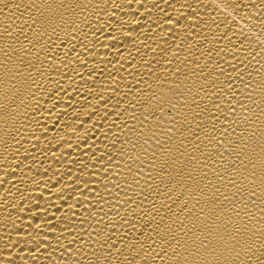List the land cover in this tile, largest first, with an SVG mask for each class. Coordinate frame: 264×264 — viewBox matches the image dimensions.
I'll list each match as a JSON object with an SVG mask.
<instances>
[{
    "label": "bare ground",
    "instance_id": "bare-ground-1",
    "mask_svg": "<svg viewBox=\"0 0 264 264\" xmlns=\"http://www.w3.org/2000/svg\"><path fill=\"white\" fill-rule=\"evenodd\" d=\"M0 264H264V0H0Z\"/></svg>",
    "mask_w": 264,
    "mask_h": 264
}]
</instances>
